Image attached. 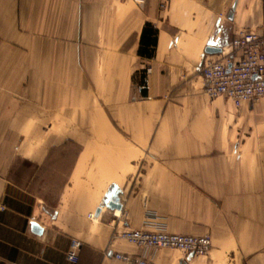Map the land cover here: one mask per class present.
Here are the masks:
<instances>
[{
  "label": "crops",
  "instance_id": "1",
  "mask_svg": "<svg viewBox=\"0 0 264 264\" xmlns=\"http://www.w3.org/2000/svg\"><path fill=\"white\" fill-rule=\"evenodd\" d=\"M243 28L264 30V0H0V264H126L113 254L142 249L118 235L148 216L212 240L154 264H264V99L212 100L199 76ZM112 184L122 207L97 215Z\"/></svg>",
  "mask_w": 264,
  "mask_h": 264
},
{
  "label": "built area",
  "instance_id": "2",
  "mask_svg": "<svg viewBox=\"0 0 264 264\" xmlns=\"http://www.w3.org/2000/svg\"><path fill=\"white\" fill-rule=\"evenodd\" d=\"M143 6L147 0H133ZM231 65V67L229 66ZM151 67L145 68L141 88L147 89ZM204 81V91L215 100L223 97L237 108L245 102L264 99V30L240 29L230 45L223 46L218 54L207 55L199 70ZM89 217H94L90 213ZM118 236L142 249L140 254L115 252L113 257L126 264H154V254L160 248L180 250L187 261L206 256L212 248L210 236H196L169 232L165 226L148 216L144 228L126 230ZM81 241L73 240L68 258L78 261Z\"/></svg>",
  "mask_w": 264,
  "mask_h": 264
},
{
  "label": "water",
  "instance_id": "3",
  "mask_svg": "<svg viewBox=\"0 0 264 264\" xmlns=\"http://www.w3.org/2000/svg\"><path fill=\"white\" fill-rule=\"evenodd\" d=\"M224 46H228V45H224ZM222 47L223 46H217V45L209 44L205 48V52L203 55L206 54V56H207V55L218 54L222 51ZM229 66L231 67V65H229ZM119 194H120L119 186L117 184H112L111 187L109 188L108 192L105 194V196L102 200L101 206H100V208H98L96 214L99 215L101 213L103 207H107L109 209H121L122 206L120 204ZM34 227L37 231H39V232L42 231V227L38 223H35Z\"/></svg>",
  "mask_w": 264,
  "mask_h": 264
},
{
  "label": "trees",
  "instance_id": "4",
  "mask_svg": "<svg viewBox=\"0 0 264 264\" xmlns=\"http://www.w3.org/2000/svg\"><path fill=\"white\" fill-rule=\"evenodd\" d=\"M159 29L151 22H146L139 47V55L147 58L154 57L158 42ZM145 75V69L142 70V80ZM147 95V93H145Z\"/></svg>",
  "mask_w": 264,
  "mask_h": 264
},
{
  "label": "rangeland",
  "instance_id": "5",
  "mask_svg": "<svg viewBox=\"0 0 264 264\" xmlns=\"http://www.w3.org/2000/svg\"><path fill=\"white\" fill-rule=\"evenodd\" d=\"M243 128H244V130H246V124H244ZM66 153L68 154L67 155L68 160L66 161V168L69 169V167L71 165L70 164L71 163L70 160L72 159L73 155L76 153V147L74 146V147L68 148L66 150ZM55 167H58V165L54 166V168ZM41 181H42V183H43V181H45L47 183L45 187L40 189L41 195H43L46 198H48L49 203H53V201L50 200V198L52 196H53V198L56 197V193H57L58 188H59V186L61 184V181H62V175H61V181H59L57 175L54 176V177L51 176V177L41 178ZM178 251H180V250H178ZM244 264H247V263L244 262Z\"/></svg>",
  "mask_w": 264,
  "mask_h": 264
}]
</instances>
